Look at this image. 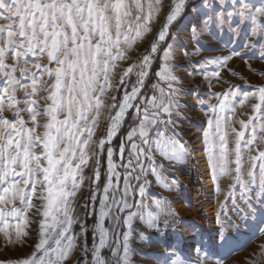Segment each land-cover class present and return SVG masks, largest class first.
Listing matches in <instances>:
<instances>
[{"label":"snow or ice","instance_id":"snow-or-ice-1","mask_svg":"<svg viewBox=\"0 0 264 264\" xmlns=\"http://www.w3.org/2000/svg\"><path fill=\"white\" fill-rule=\"evenodd\" d=\"M169 8L150 46L119 76L117 95L107 96L117 62L127 60L133 44L151 30L159 11L153 0H0V234L10 245L27 243L35 222L28 215L37 208L34 198L42 202L35 215L43 217L30 253L0 264H68L77 250L81 255L76 264H137L132 242L137 237L149 241L145 229L179 231L184 224L170 199L146 202L153 184L178 191L180 180L168 172L178 171L176 165L192 158L188 142L176 131L184 114L179 99L182 78L175 74L174 57L188 60L182 65L188 74L201 76L212 87L211 81L221 79V70L233 57L243 58L256 47L251 37L264 40V0L258 6L252 0H172ZM183 20L187 43L177 53L168 40L178 38L171 28ZM224 32L236 39L245 33L249 40L241 51L233 47L227 55L195 58L203 51H222L205 48V43L211 45ZM260 47L264 60V44ZM154 58L162 60L155 73ZM133 73L136 82L128 91ZM153 75L156 83L149 86ZM257 93L241 92L235 84L211 93L216 103L209 101L205 112L206 165L217 194L221 176L234 174L233 183L215 216L214 235L193 247L196 259L186 260L175 248H166L159 264H224L218 253L230 244L231 232L239 233L250 221L264 225V151L248 155L258 142L257 128L264 133V86ZM249 98L258 102L247 105L253 114L247 122H236L237 131L232 116ZM105 108L114 114L89 153L86 149L94 143ZM130 109L135 126L114 148ZM249 130L251 138L245 139ZM93 157V171L86 176L84 169ZM85 179L88 202L76 216L72 205ZM130 200L143 210L130 211ZM137 221L143 225L138 231ZM259 230L264 232V227ZM261 247L252 264H264Z\"/></svg>","mask_w":264,"mask_h":264},{"label":"rangeland","instance_id":"rangeland-1","mask_svg":"<svg viewBox=\"0 0 264 264\" xmlns=\"http://www.w3.org/2000/svg\"><path fill=\"white\" fill-rule=\"evenodd\" d=\"M172 0H153L156 8L159 9L153 16L150 23V31H147L139 40H137L131 49L126 53L128 57L125 61L117 62V67L114 69L115 75L112 78V90L107 93V96L117 95L116 89L120 87L118 84L119 76L122 74L129 64L137 62L138 59L144 54L145 50L150 46V42L157 35V30L161 27L163 21L166 19V14L170 10L169 6ZM253 3L259 5L261 0H252ZM4 21H0L3 23ZM186 20L178 21L174 27L171 28V35L178 37L175 41L171 38L168 40V44H175L176 52L179 53L180 45L187 43L186 35L183 31V25ZM249 36L245 33L241 34L239 39L234 38L230 33L224 32L219 35V39L214 40L211 45L205 43V48H218L222 51H203L200 56L195 57L201 59L209 56H223L229 54L233 47L237 51H241V45L248 42ZM252 42L256 43V47L249 49L244 53V57H233L229 61L227 67L221 70V79H213L211 81L212 87L209 86V82L204 80L201 76H190L187 70L182 67L189 63L188 60L182 58L180 55H175V74L182 78V94L179 97L181 100V111L183 117L178 118L181 123V127L176 128V131L181 133L183 141L188 142L187 146L192 150V158L185 165H176L178 171L168 172L169 176H176L180 182L181 187L178 191L169 192L156 184H153L148 189V200L150 203L152 200L158 198H168L172 202L173 208L178 212L179 216L184 221V224L179 228V231H173L169 228L163 233H153L145 229L146 234L150 237L149 241H140L138 237L132 242V247L137 249L134 253L133 259L137 264H159L164 258L166 248H175V250L186 260L196 259V255L193 251V247L197 245L201 239L208 240L211 235H214V230L218 227L215 224V216L220 210V205L225 201V196L229 190V186L233 183L234 174L221 176L218 183L220 186V192L217 194L215 188V182L210 179V170L206 165V153L204 152L203 144V131L207 129V115L205 114L209 101L216 103V100L212 98L211 93L222 92L229 88L231 84L238 85L241 92L257 93V89L264 86V60L260 59L261 45L264 44V40L258 37H251ZM163 47H167L164 44ZM159 56H163V51L159 53ZM46 62V61H44ZM159 63L156 70H154L156 63ZM162 60L160 58H154L152 65V72L155 73ZM212 68L209 69L211 71ZM236 73L235 76L231 74V71ZM136 82L135 74H130L128 82V91L131 90L132 84ZM149 86L156 83V78L153 77L149 80ZM123 91V89H121ZM149 97L151 92L145 90ZM199 94V99L197 98ZM120 96V92L118 93ZM258 95V93H257ZM242 98V97H241ZM203 102V103H201ZM258 100L249 98L246 101L245 106H237L235 115L232 116L233 126L240 130L239 120L247 122L248 118L252 116L253 110L247 105L257 103ZM41 103H44L41 101ZM183 105H187L184 107ZM114 114V113H111ZM109 110L105 108L99 116V125L94 130V143L91 148L86 149L91 153L97 147L98 140L106 133V128L110 123ZM134 110L130 109L121 123V130L118 138L114 139L113 147L116 148L120 144V139L124 138L127 132L135 126ZM7 115H11L8 113ZM45 121L40 120L43 124ZM138 123V122H137ZM158 127H163L158 125ZM231 129H229L230 131ZM38 132H43V128L37 129ZM258 142L256 143L253 151L248 155H255L258 151H264V133L260 132L257 128ZM251 138V131H246L245 139ZM230 141H234L235 137L230 136ZM117 142V143H116ZM37 156H41L42 152L38 150ZM160 160L159 157H157ZM95 157L89 161L88 167L84 169V174L87 176L93 171V163ZM118 160V157H117ZM42 163L46 165V162L42 160ZM167 164V161H164ZM234 168V165L232 166ZM150 179H153L149 177ZM88 186L89 180L85 179L81 190L77 192L75 202L72 207L76 208V216H80L84 212L83 204L88 202ZM239 192H237V196ZM136 200L139 201L140 197L137 196ZM133 203V207L130 209L132 212H141L143 209L138 203ZM33 203L37 205V208H33L29 211L28 215L32 221L31 224L30 239L26 244H8L0 234V261L12 260L17 257H23L30 253L32 246L34 245L37 237V228L40 220L43 219L41 215H35L38 208L42 207V202L38 199H33ZM77 203L81 204V207L77 208ZM232 205L229 202L228 208L231 209ZM228 214L235 219V214L229 211ZM91 223V220H89ZM193 225L197 227L194 228ZM137 231L143 225L137 221ZM264 227L259 220L256 222H249L247 228L241 227L239 233L231 232L230 244L224 250L219 251V255L224 258V264H252L254 260L258 258V253L262 251L264 246V232L259 229ZM78 228V226H77ZM89 237V242L90 241ZM107 255V252H105ZM81 255L79 250L75 251L68 264H76L77 258ZM87 259V258H85ZM80 264H84L81 260Z\"/></svg>","mask_w":264,"mask_h":264},{"label":"trees","instance_id":"trees-1","mask_svg":"<svg viewBox=\"0 0 264 264\" xmlns=\"http://www.w3.org/2000/svg\"><path fill=\"white\" fill-rule=\"evenodd\" d=\"M158 65H159V63L157 62L154 70H156V68H157ZM122 96H123V91H120V97H122ZM105 167H106V163H105ZM90 241H91V238H90Z\"/></svg>","mask_w":264,"mask_h":264},{"label":"bare ground","instance_id":"bare-ground-1","mask_svg":"<svg viewBox=\"0 0 264 264\" xmlns=\"http://www.w3.org/2000/svg\"><path fill=\"white\" fill-rule=\"evenodd\" d=\"M129 111V110H128ZM123 121V120H122ZM122 123V122H121Z\"/></svg>","mask_w":264,"mask_h":264}]
</instances>
